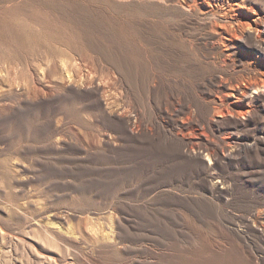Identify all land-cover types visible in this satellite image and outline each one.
Here are the masks:
<instances>
[{
	"label": "rangeland",
	"instance_id": "374dc122",
	"mask_svg": "<svg viewBox=\"0 0 264 264\" xmlns=\"http://www.w3.org/2000/svg\"><path fill=\"white\" fill-rule=\"evenodd\" d=\"M196 1L0 0V264H264V0Z\"/></svg>",
	"mask_w": 264,
	"mask_h": 264
},
{
	"label": "bare ground",
	"instance_id": "6f19581e",
	"mask_svg": "<svg viewBox=\"0 0 264 264\" xmlns=\"http://www.w3.org/2000/svg\"><path fill=\"white\" fill-rule=\"evenodd\" d=\"M198 1H196L195 0V2L191 5H188V7H193L194 9H196V10H199V9H201V8H198V7H200V5H201V3H197ZM198 5V6H197ZM191 11V10H190ZM200 11V10H199ZM206 11V10H205ZM208 11V10H207ZM207 19V18H206ZM238 20V19H237ZM240 20V19H239ZM215 21V20H214ZM237 24L239 25V28H240V30L242 31V32H249L250 33V31H252V32H255L256 34H257V36L260 38V37H262V34L264 33V15H262V14H260V13H256L255 11H249V13H248V16H247V18H245L243 21H239V22H237ZM219 26V25H218ZM221 26V25H220ZM216 27V26H215ZM214 27V28H215ZM222 28H224V27H222ZM221 31V30H220ZM216 32H217V34H220V33H222V32H219V30L218 29H216ZM244 34V33H243ZM216 35V34H215ZM247 35V34H246ZM226 36V35H225ZM236 36V33H234V37ZM240 37V36H239ZM248 38H249V36H247ZM228 38V37H227ZM236 38H237V36H236ZM241 38V37H240ZM243 38V37H242ZM251 41V40H250ZM224 44H226V43H224ZM252 44V43H251ZM256 45V44H255ZM235 52V51H234ZM233 52V53H234ZM219 64V63H218ZM218 66V65H217ZM222 66V65H221ZM221 66H220V68H221ZM228 67V66H227ZM219 68V67H218ZM223 68V67H222ZM221 70V69H220ZM226 71V70H225ZM226 77V76H225ZM228 77V76H227ZM246 77H247V75H246ZM219 81L220 82H223V80L224 79H226V78H224L223 76H222V74H220V76H219ZM228 79V78H227ZM226 79V80H227ZM218 81V80H217ZM243 81V80H242ZM225 82V81H224ZM250 85H251V87H253V88H255V89H258V88H260V87H264V79H262V80H259V81H254V82H252V83H250ZM233 86H234V88H238L239 87V85L238 84H233ZM232 87V86H231ZM252 88V89H253ZM239 89V88H238ZM242 89V88H241ZM240 91V90H239ZM238 91V95H237V97H238V99H242V98H244V97H246L247 96V90H242V91H240L239 92ZM213 107V106H212ZM224 108V107H223ZM221 110V109H220ZM222 111V110H221ZM247 111V110H246ZM217 112V111H216ZM224 112V111H223ZM242 112V111H241ZM218 113V112H217ZM242 113H244V112H242ZM248 113V112H247ZM221 115H222V113H221ZM248 115V114H247ZM240 116V115H239ZM211 119V118H210ZM210 121V120H209ZM210 123V122H209ZM167 138H172L173 137V134L170 132L169 134H168V136H166ZM182 143V142H181ZM60 233V232H59ZM52 236V235H51ZM71 236V235H70ZM70 239V238H69Z\"/></svg>",
	"mask_w": 264,
	"mask_h": 264
}]
</instances>
